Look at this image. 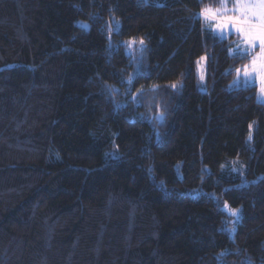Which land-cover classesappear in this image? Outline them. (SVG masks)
Masks as SVG:
<instances>
[{
    "label": "trees",
    "instance_id": "16d2710c",
    "mask_svg": "<svg viewBox=\"0 0 264 264\" xmlns=\"http://www.w3.org/2000/svg\"><path fill=\"white\" fill-rule=\"evenodd\" d=\"M221 3L0 0V264H264V104Z\"/></svg>",
    "mask_w": 264,
    "mask_h": 264
},
{
    "label": "snow or ice",
    "instance_id": "6c2138e0",
    "mask_svg": "<svg viewBox=\"0 0 264 264\" xmlns=\"http://www.w3.org/2000/svg\"><path fill=\"white\" fill-rule=\"evenodd\" d=\"M236 11H238V15H224L220 10H217L216 13L206 11L203 15L206 19L217 20L218 23L215 27L218 29H234L241 36L243 43L246 45V50L251 51L257 46L259 47V53L253 57L251 66H244V78H251L249 67H251L252 73L259 71L261 92L264 93V0H260L259 4L237 0ZM141 44H143V41H141ZM240 71L241 69H236L238 75ZM172 86L175 87L176 85ZM231 214L238 217L239 210H232Z\"/></svg>",
    "mask_w": 264,
    "mask_h": 264
},
{
    "label": "rangeland",
    "instance_id": "374dc122",
    "mask_svg": "<svg viewBox=\"0 0 264 264\" xmlns=\"http://www.w3.org/2000/svg\"><path fill=\"white\" fill-rule=\"evenodd\" d=\"M221 6L218 8H208L204 12H202V18L205 22L206 27L216 34L217 36L223 38V39H229L232 36H236V39L231 41V48L230 53L232 55H243V54H253V57L257 56L259 53V47L252 49L251 51L246 50V45L243 43L242 38L239 34H237L234 29H227V30H221L215 27V25L218 23L217 20H214L212 18L206 19L203 13L206 11H210L211 13H216L217 10H220L224 15H238V11H236L237 8V0H221ZM241 2H247L250 4H259L260 0H241ZM258 11V9H257ZM252 57V59H253ZM203 58V59H202ZM202 58L198 59L196 62V71L199 79V88L201 91H206L208 89L207 87V65H208V58L207 56H203ZM251 59V62H252ZM251 62H249V66H251ZM250 72V79L244 78V67L241 69L239 75L236 73L235 78L232 82V86H246V85H254L257 87V101L264 104V93L261 92V82H260V74L259 71L252 73L251 67H249ZM232 210H239L238 217L240 216L241 210L239 208H231L228 206L224 207V211L226 213H229L232 217L233 215ZM236 217V216H234ZM234 221V220H232ZM231 234H234L235 226L230 227Z\"/></svg>",
    "mask_w": 264,
    "mask_h": 264
}]
</instances>
